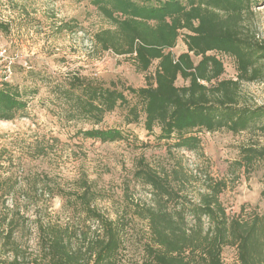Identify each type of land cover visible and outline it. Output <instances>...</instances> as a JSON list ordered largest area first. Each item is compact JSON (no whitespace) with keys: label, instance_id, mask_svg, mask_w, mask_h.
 Listing matches in <instances>:
<instances>
[{"label":"trees","instance_id":"trees-1","mask_svg":"<svg viewBox=\"0 0 264 264\" xmlns=\"http://www.w3.org/2000/svg\"><path fill=\"white\" fill-rule=\"evenodd\" d=\"M90 1L108 22L94 32V47L129 57L138 71L146 73V85L106 84L75 72L57 89L67 104V120L93 124L78 135L102 141L124 139L121 128L98 126L106 114L120 107L127 109V124L144 114L145 128L165 142L171 155L173 149H199L202 131L226 129L236 134L257 128L264 134V104L250 105L240 98L243 82L264 78V39L247 24L257 0ZM0 30H7L2 22ZM181 39L186 48L175 53ZM219 53L235 59L236 78L223 76L225 64ZM179 78L183 85L178 84ZM27 105L18 84L0 80V119L16 118ZM243 154L248 164L264 159V146L245 147ZM136 165L134 176L149 184L157 196V204L148 210L153 244L146 246L143 264H225L223 252L228 246L236 248L237 264H264V213L230 216L220 200L225 181L208 183L200 203H194L175 188L181 173L177 168L159 170L143 156ZM10 178L0 177V205L4 207L12 199V190L7 189L14 187ZM85 185L77 201L87 218L98 223L96 237L79 234L76 242L73 226L39 217L35 220L38 250L28 256L13 241L17 223L5 213L0 216L3 246L13 256L0 264H119V221L91 205L92 192ZM260 195L264 198V188ZM67 200L75 204L74 195ZM186 209L193 217L191 226L183 215Z\"/></svg>","mask_w":264,"mask_h":264},{"label":"rangeland","instance_id":"rangeland-1","mask_svg":"<svg viewBox=\"0 0 264 264\" xmlns=\"http://www.w3.org/2000/svg\"><path fill=\"white\" fill-rule=\"evenodd\" d=\"M254 12L247 24L264 39V0H257ZM0 22L7 27L0 30V80L18 84L28 101L16 118L0 119V177H11L14 186L7 188L12 190V199L7 207L0 205V216L9 213L8 220L17 223L12 238L28 256L38 250L35 220L39 217L73 226L76 242L79 234L96 237L98 223L87 218L77 201L87 184L91 205L118 220L122 228L118 263L143 264L146 246L153 244L148 210L157 204V196L149 184L134 176L142 156L159 170H180V180L174 185L186 200L200 203L207 184L222 180L226 185L220 200L230 216L264 213L260 195L264 159L249 164L243 159V148L264 146V134L257 128L236 134L226 129L202 131L199 149H173L171 155L165 142L145 128L144 114L127 124V109L120 107L106 114L98 126L119 127L124 139L102 141L78 135L93 124L67 120V104L57 89L75 72L106 84L146 85V73L138 71L129 57L94 47V32L108 22L90 0H0ZM185 48L181 39L173 51ZM218 56L225 64L223 76L236 78L235 59ZM154 69L155 64L149 73ZM177 82L184 84L182 78ZM240 98L250 105L264 104V78L243 82ZM159 131L156 127L155 132ZM68 195L75 196L74 205ZM183 215L191 226L194 221L187 209ZM203 220L207 225V219ZM3 229L0 226V261L13 256L4 249ZM223 259L225 264H237L236 248L225 247Z\"/></svg>","mask_w":264,"mask_h":264}]
</instances>
